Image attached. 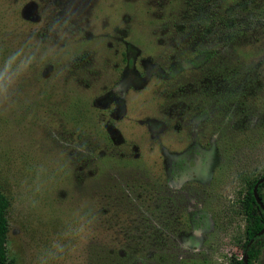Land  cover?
I'll use <instances>...</instances> for the list:
<instances>
[{
    "label": "rangeland",
    "instance_id": "1",
    "mask_svg": "<svg viewBox=\"0 0 264 264\" xmlns=\"http://www.w3.org/2000/svg\"><path fill=\"white\" fill-rule=\"evenodd\" d=\"M263 175L264 0H0L14 264H236Z\"/></svg>",
    "mask_w": 264,
    "mask_h": 264
},
{
    "label": "trees",
    "instance_id": "2",
    "mask_svg": "<svg viewBox=\"0 0 264 264\" xmlns=\"http://www.w3.org/2000/svg\"><path fill=\"white\" fill-rule=\"evenodd\" d=\"M264 176V175H263ZM262 176V177H263ZM257 177L249 181L250 189L247 195V201L244 204L246 214V237L249 247L246 251L247 262L244 257L237 260L236 264H255L262 253V240L264 233L259 232L264 228V210L257 202L253 188L257 181L262 178ZM258 192L261 199L264 201V182L259 184ZM10 200L5 193L0 191V264H14L8 254V233L10 229L8 211Z\"/></svg>",
    "mask_w": 264,
    "mask_h": 264
},
{
    "label": "water",
    "instance_id": "3",
    "mask_svg": "<svg viewBox=\"0 0 264 264\" xmlns=\"http://www.w3.org/2000/svg\"><path fill=\"white\" fill-rule=\"evenodd\" d=\"M262 182H264V176L257 181V183L255 184V186L253 188V192H254V195H255V198H256L257 202L259 203V205L264 210V201L261 199V197L259 195V192H258L259 184L262 183ZM262 233H264V228H262V230L259 232V234H262ZM244 259L247 262V256H245Z\"/></svg>",
    "mask_w": 264,
    "mask_h": 264
}]
</instances>
